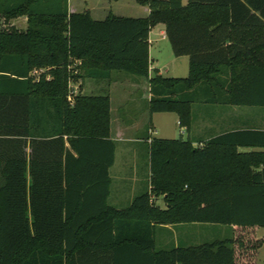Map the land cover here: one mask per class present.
Here are the masks:
<instances>
[{
    "label": "trees",
    "instance_id": "1",
    "mask_svg": "<svg viewBox=\"0 0 264 264\" xmlns=\"http://www.w3.org/2000/svg\"><path fill=\"white\" fill-rule=\"evenodd\" d=\"M135 1L148 7L147 18L99 22L89 12L70 14L68 0H0L6 23L27 17L25 31H0V264H250L236 261L242 244L233 234L156 250L154 228H264V153L237 151L264 148V131L221 134L201 147L147 138L150 191L116 210L107 204L109 98L68 97L72 83L122 72L146 78L150 115L173 113L180 127L190 126L199 98L264 108V0ZM157 24L174 57L189 58L186 78H149ZM70 59L80 62L73 71Z\"/></svg>",
    "mask_w": 264,
    "mask_h": 264
},
{
    "label": "crops",
    "instance_id": "2",
    "mask_svg": "<svg viewBox=\"0 0 264 264\" xmlns=\"http://www.w3.org/2000/svg\"><path fill=\"white\" fill-rule=\"evenodd\" d=\"M186 3L187 0H183V5ZM68 11L70 14L89 12L91 18L94 21L99 22L104 21L109 15L120 18L145 19L150 13L147 6L139 5L135 0H83L80 4L76 2L75 7H72L71 1L68 0ZM18 19H21L27 26L26 16L16 18V20ZM157 25H163L162 29H160V42L162 44L169 42L165 34L164 24ZM153 28L150 29L148 38L149 78L155 75L162 76L159 68H156L154 64L155 60L152 57L153 45L157 43L151 38ZM178 70L182 71V73H184L182 75L184 76H173V73ZM167 72L172 75V77L168 78H186L189 72V58L187 56L179 58L172 57ZM87 80L92 81L93 84L96 85L98 92L90 93L89 91L84 93L85 91L82 90V95L92 97L105 96L102 94V91H104L105 88L107 89L106 95L109 98L110 116L109 139L114 144V164L109 169L111 183L107 204L113 209L123 210L128 208L136 197L150 191L149 182L151 174L149 163L144 165H141L140 163H130L131 158H129V152L133 151L135 147H133L134 145L128 144H139L145 140L142 136L139 138L141 134L140 125L137 122L138 120L125 122L122 120L121 113L125 111L136 113L137 110L135 103L140 97L141 91L144 89L148 93L147 100L149 102L151 98L150 87L146 78L130 76L122 72H113L110 79L105 81ZM115 95L118 96V99L114 97ZM237 108L238 106L222 105V113L215 119V122L212 125L218 132L217 134L210 135L212 126L206 121V108L204 106L201 107V109L198 110V114L194 115L191 106V124L188 128L181 127L183 133L189 135L188 140L193 143V147H201L203 143L221 134L223 135L243 130L264 131V108L242 107L241 110ZM145 113L148 112L144 110L142 115L145 116ZM150 116V119H152L153 114ZM177 124L180 127L179 122H177ZM154 134H156V132H154ZM125 135L130 137L124 140V143H127V145L121 152L123 157L121 156L120 163H117L116 142H118L122 136L125 137ZM45 141L46 140L43 142L45 143ZM146 142L149 144V141L146 140ZM196 143H198V145ZM65 147H68L67 142H65ZM242 149L248 150L242 151ZM25 151L27 155L31 153L30 140L27 142ZM237 151L239 153H264V148H238ZM151 203L161 210L166 209L162 196H152ZM237 229L241 228L234 227L232 230L230 227L211 224L156 225L154 228L155 249H186L203 244H210L212 242L228 240L232 238L234 230ZM255 230H257L258 235L259 229L256 228ZM262 237H264V235L258 236L257 240ZM255 256L256 254L250 258L247 257V254L245 255V252H242L241 254H236V261L240 263L256 264Z\"/></svg>",
    "mask_w": 264,
    "mask_h": 264
},
{
    "label": "rangeland",
    "instance_id": "3",
    "mask_svg": "<svg viewBox=\"0 0 264 264\" xmlns=\"http://www.w3.org/2000/svg\"><path fill=\"white\" fill-rule=\"evenodd\" d=\"M71 6L75 7V3H81L83 0H70ZM116 1V0H114ZM127 14V13H122ZM26 24L20 19L18 20H11L10 22H5L3 17H0V31L8 30L10 28H15L19 31H25ZM163 25H157L152 29L151 38L153 41L157 42L153 45L152 48V57L154 58V64L156 68H159L161 75L163 77H172L171 73H168L167 70H169V64L170 59L174 57L170 43L160 42V29H162ZM79 61L75 59H70V71H73L77 65H79ZM180 68V67H179ZM182 71L178 70L173 73V76H184L182 75ZM83 86L79 87L78 84H70V92L71 99L73 96L80 94L82 90L90 93H97L98 89L96 88V85L93 84L92 81L84 79L81 81ZM103 95H106L107 89L105 88L104 91H102ZM118 99V96L115 95ZM148 93L144 90L141 91L140 97L137 99L135 105H136V113L132 112L129 113L127 111L122 112V120L125 122L128 121H137L140 125V137H143L145 141L139 143V144H128V145H134L135 149L133 151L129 152V158H131L130 163H140L141 165H144L146 163H149V144L146 142L147 138L150 139H159V140H182L186 141L189 139V135L186 133H183V130L181 127L178 126V118L173 113H155L152 116V119H150V113L148 110ZM134 105V106H135ZM115 106V105H114ZM205 107V116L206 121L210 123L212 126L215 122V119L222 113V104H210V103H202V98L196 99V101L192 104V112L194 115L198 114V110L201 109V107ZM237 109L241 110L242 107H238ZM263 109V108H258ZM147 111L148 113H145V116L142 115L143 111ZM116 121V120H115ZM117 124V122H116ZM156 132V134H149V131ZM217 129L212 126L210 135L217 134ZM124 136V135H123ZM119 137L120 139L118 142H116V151H117V163H120V158L122 155V150L125 148L127 143H124L125 139H128L130 136L125 135V137ZM198 145V143H196ZM135 150V151H134ZM248 149H242V151H247ZM134 152V153H133ZM136 161V162H135ZM259 233L257 235V230L255 229H237L234 230V236L236 237L237 241H241L242 246L237 247V253L241 254L242 252H245V255L247 254V257H251V253H253L252 246L255 245V243L259 240H264V237L258 238V236L264 235V228H258ZM256 264H264V243L260 248L256 251L255 256Z\"/></svg>",
    "mask_w": 264,
    "mask_h": 264
},
{
    "label": "built area",
    "instance_id": "4",
    "mask_svg": "<svg viewBox=\"0 0 264 264\" xmlns=\"http://www.w3.org/2000/svg\"><path fill=\"white\" fill-rule=\"evenodd\" d=\"M68 101H69V102L72 101V99H71V94H70L69 97H68ZM153 133H154L153 131H151V130L149 131V134H150V135H152ZM150 140H151V139H150ZM150 140H148V141L150 142Z\"/></svg>",
    "mask_w": 264,
    "mask_h": 264
}]
</instances>
